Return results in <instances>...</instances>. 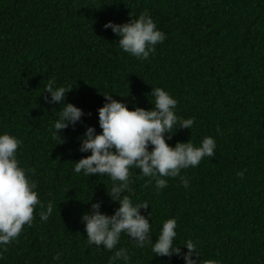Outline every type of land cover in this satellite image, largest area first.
<instances>
[{
    "label": "trees",
    "instance_id": "16d2710c",
    "mask_svg": "<svg viewBox=\"0 0 264 264\" xmlns=\"http://www.w3.org/2000/svg\"><path fill=\"white\" fill-rule=\"evenodd\" d=\"M145 9L166 39L140 60L121 50L104 24L126 23ZM50 79L72 86L66 101L85 113L59 139L52 127L63 105L46 101ZM153 87L178 100L179 116L195 120L192 130L177 129L170 145H199L212 136L217 147L215 157L181 171L188 188L177 177L157 191L134 169L124 194L150 204L141 212L151 213L152 239L176 218L182 252L191 239L200 260L264 264V0H0V134L23 141L20 165L35 170L39 198L54 204L45 222L37 207L34 223L0 250V264H109L115 250L88 245L81 217L96 201L114 213L112 181L77 174L74 166L91 154L79 151L87 127L102 131L103 93L151 109ZM120 247L128 249L130 264H185L138 248L123 234ZM58 252L60 261L53 259Z\"/></svg>",
    "mask_w": 264,
    "mask_h": 264
},
{
    "label": "clouds",
    "instance_id": "9594fccd",
    "mask_svg": "<svg viewBox=\"0 0 264 264\" xmlns=\"http://www.w3.org/2000/svg\"><path fill=\"white\" fill-rule=\"evenodd\" d=\"M105 29H111L119 37L118 46L129 55L147 60L155 54L156 45L166 39V33L159 29L147 9L138 18L133 17L126 23L108 21ZM72 86L57 85L50 79L44 92L51 97L45 98L48 103L63 105L58 118L52 127L53 138L59 139L61 130L70 125L75 126L85 115L81 107L67 102V93ZM151 109L136 106L130 108L122 100L114 99L112 94L103 93L106 102L98 109L99 125L102 129L97 133L94 126L87 127L83 133L79 151L90 152L76 161L74 172L85 176L99 175L112 181L107 194L119 207L113 214L102 212V201L91 204L81 219L85 225L88 245L103 247L114 251L109 264H130L127 248L117 246L122 234L129 237L138 248L150 246L155 256L182 257L185 264H219L215 260H200L201 253L197 243L188 239L182 246H177V219L165 220L159 230L158 238L152 239L151 213L142 214L147 209V201L133 203L125 192L131 190L134 169H140L142 177L149 178L147 184L154 181L157 191L168 186L167 178H180L181 184L190 187L187 176L181 171L189 167L199 166L205 157H215L216 141L206 136L199 145L191 140L177 142L175 146L168 143L179 128L192 130L194 118H183L177 114L178 100L163 87H153ZM23 141L10 133L0 134V250L6 251L7 245L18 240L24 227L31 226L35 220V210L39 207L41 222L49 219L54 211L51 200L47 203L39 198L38 184L31 176L34 169L22 167L18 160L17 150ZM151 146V148H150ZM243 177L244 171L238 172ZM91 201V200H90ZM62 252L53 259L60 261Z\"/></svg>",
    "mask_w": 264,
    "mask_h": 264
}]
</instances>
